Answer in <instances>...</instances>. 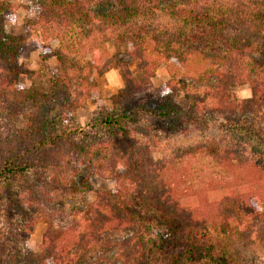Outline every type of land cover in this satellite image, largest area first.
<instances>
[{
  "label": "trees",
  "instance_id": "trees-1",
  "mask_svg": "<svg viewBox=\"0 0 264 264\" xmlns=\"http://www.w3.org/2000/svg\"><path fill=\"white\" fill-rule=\"evenodd\" d=\"M204 2L32 0L37 12L26 27L42 51L40 64L55 57L60 73L49 77L44 89H24L17 85L23 73L20 38L5 30V24L16 22L20 6L0 1L5 72L0 97L13 101L26 120V130L15 132V142L26 145L24 152L0 153V184L38 174L57 199H72L86 165L113 184L98 192L97 202L77 220L48 226L39 264L264 263V1L212 11ZM160 18L170 25L159 27ZM109 41L129 45L126 56L111 55ZM131 62L139 63L140 79L134 78ZM162 65L168 79L156 90L158 118L222 126L229 116L248 114L246 140L236 149L197 145L167 161L154 160L157 137L136 128L130 108ZM111 68L125 83L112 98L113 111L96 116L88 129L64 123L66 109L82 108L98 93L94 74ZM243 86L250 89V99L232 91ZM64 91L62 100L58 93ZM179 93L186 111L175 103ZM27 103L33 107L28 113L22 111ZM49 104L57 105V117L46 115ZM42 116L48 122H41ZM235 126L239 134L243 125ZM29 196H22L23 202L35 204ZM31 228H23L20 240ZM124 233L131 234L119 238Z\"/></svg>",
  "mask_w": 264,
  "mask_h": 264
},
{
  "label": "rangeland",
  "instance_id": "rangeland-1",
  "mask_svg": "<svg viewBox=\"0 0 264 264\" xmlns=\"http://www.w3.org/2000/svg\"><path fill=\"white\" fill-rule=\"evenodd\" d=\"M0 1L20 6L16 22L5 24L6 32L18 36L21 43L18 68L23 73L19 76L17 85L24 89H29L31 86L46 88L49 77L60 73V66L55 57L50 58L45 65L40 64L39 56L42 51L32 40V34L26 27V21L36 16V6L33 5L32 0ZM242 1L256 3L264 0H205L204 5L212 11ZM24 6H29L30 9L26 10ZM157 22L161 28H167L170 25L167 18H160ZM57 45V42H53V47H57ZM129 48V45H120L115 41L107 43V49L111 55L126 56ZM129 67L135 79L142 77L138 62H131ZM27 72L39 73L36 76L35 74L28 75ZM94 75L99 88L98 93L93 94L84 107L74 110L66 109L65 115L61 117L64 123L68 122L71 126L88 129L87 125L96 116L100 114L105 116L113 111V96L118 91L125 89L120 71L117 68H111L103 75ZM4 76L5 72L0 64V81ZM167 79L165 66L162 65L151 80L149 89L138 95V102L130 108L136 128L142 134H155L157 137V141L152 147L154 160L167 161L180 152L197 145L219 144L236 149L241 140H246L245 129L249 128L251 123V117L248 114L245 117L241 115L229 116L230 120L222 121V126L211 123L193 126L178 118H158L160 107L156 106L158 101L156 90L162 89ZM232 91L241 99H250L251 97L250 89L247 86L237 87ZM58 94L60 98H63L62 100L67 97L65 91ZM174 100L182 111L187 110V101L182 93L177 94ZM56 104L46 106L44 110L46 115L57 117ZM68 105L67 102L64 104L65 107ZM58 106H62V104ZM32 108V105L27 103L22 111L28 113L32 111ZM12 110L16 113H12ZM17 110L13 101L0 97V153L3 155L10 154V152L16 155L15 150L19 155L26 149V145H18L15 142V132L26 130V120L22 114L17 113ZM40 121L48 122L43 116ZM237 122H240V127L243 125L239 134L236 132L238 127L235 126ZM257 126L261 129L260 124ZM43 127L48 128L44 124ZM18 162L20 163L19 160ZM78 186L79 192L74 198L59 200L53 195L54 190L48 187L42 175L29 174L24 176L22 182H14L9 185L0 184V211L5 216V220L0 222V264H39L37 261L39 245L48 226L61 228L77 220L89 210L92 203L97 202V193L112 189L113 184L110 180L96 174L92 166L86 165L82 168V175L78 178ZM26 194L35 199V204L31 202L32 205L31 203L27 205L23 202L22 196ZM262 210L264 211V203ZM24 227L27 229L30 227L31 233L25 240H20L25 238V234L22 233ZM130 234L124 233L119 238ZM257 264L264 263L258 262Z\"/></svg>",
  "mask_w": 264,
  "mask_h": 264
}]
</instances>
